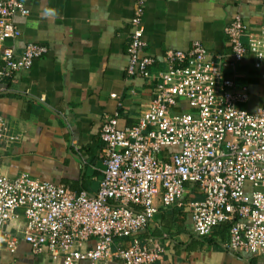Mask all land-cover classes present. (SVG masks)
<instances>
[{
  "label": "built area",
  "instance_id": "built-area-1",
  "mask_svg": "<svg viewBox=\"0 0 264 264\" xmlns=\"http://www.w3.org/2000/svg\"><path fill=\"white\" fill-rule=\"evenodd\" d=\"M27 1L0 0V80L47 52L36 42L19 50L6 43L19 35L17 20L30 12ZM143 12L144 1L136 0L128 20L127 76L145 75L153 63L143 52ZM223 31L228 57L208 54L199 40L187 51L163 54L149 105L133 125L118 128V111L104 116L99 130L104 169L95 194L23 172L12 178L0 172V230L20 210L19 232L34 254L46 253L61 264L113 259L149 264L164 248L141 243L138 233L160 206L177 202L185 184L192 183L202 194L187 203L193 231L205 236L228 223L226 249L264 256V104L252 111L241 106L249 98L247 85L234 72L247 55L262 69L264 20L251 27L236 14ZM16 138L0 116V145ZM121 237L130 243L116 245L114 239Z\"/></svg>",
  "mask_w": 264,
  "mask_h": 264
},
{
  "label": "crops",
  "instance_id": "crops-1",
  "mask_svg": "<svg viewBox=\"0 0 264 264\" xmlns=\"http://www.w3.org/2000/svg\"><path fill=\"white\" fill-rule=\"evenodd\" d=\"M143 1V52L153 57V63L141 76L125 73L128 20L136 0L26 2L30 12L17 20L19 35L6 43L19 50L36 42L47 52L30 67L0 80V116L17 137L0 145L1 173L12 178L23 172L71 191L95 194L104 169L99 137L104 116L118 111V128L136 122L149 105L151 88L164 67L163 54L187 51L193 40H199L208 54L228 57L224 26L236 14L251 27L264 20V0ZM45 7H55L59 16L42 18ZM252 63L247 55L236 65L235 76L247 85L249 95L258 93L264 100V65L258 69ZM201 197L196 184L186 183L184 195L172 205L160 206L138 233L141 243L164 248L160 259L149 264H264L263 255L224 247L225 223L205 236L193 231L187 203ZM17 214L0 230V264H61L46 253H32L19 232L24 217L20 210ZM114 241L125 247L131 239ZM109 264L122 262L113 259Z\"/></svg>",
  "mask_w": 264,
  "mask_h": 264
},
{
  "label": "trees",
  "instance_id": "trees-1",
  "mask_svg": "<svg viewBox=\"0 0 264 264\" xmlns=\"http://www.w3.org/2000/svg\"><path fill=\"white\" fill-rule=\"evenodd\" d=\"M125 52H126V47H125ZM247 92H248V88H247ZM249 92H248V95H249ZM256 96H258V97H256ZM256 96L249 95L248 103L242 104L241 106L243 108H246L248 111H252V110L256 109L258 106L263 105L264 104V100L262 97L263 95L261 96L260 94L257 93ZM250 105H252V106H250ZM228 227H229V224L225 223L224 229H226Z\"/></svg>",
  "mask_w": 264,
  "mask_h": 264
},
{
  "label": "clouds",
  "instance_id": "clouds-1",
  "mask_svg": "<svg viewBox=\"0 0 264 264\" xmlns=\"http://www.w3.org/2000/svg\"><path fill=\"white\" fill-rule=\"evenodd\" d=\"M59 10L56 9L55 7H45L41 11V16L44 19H55L56 17L59 16Z\"/></svg>",
  "mask_w": 264,
  "mask_h": 264
},
{
  "label": "rangeland",
  "instance_id": "rangeland-1",
  "mask_svg": "<svg viewBox=\"0 0 264 264\" xmlns=\"http://www.w3.org/2000/svg\"><path fill=\"white\" fill-rule=\"evenodd\" d=\"M184 108H185V109H189V106L185 103V104H184Z\"/></svg>",
  "mask_w": 264,
  "mask_h": 264
}]
</instances>
